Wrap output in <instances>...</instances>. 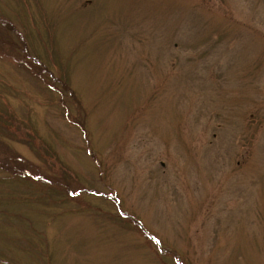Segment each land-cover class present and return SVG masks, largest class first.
Listing matches in <instances>:
<instances>
[{"label": "rangeland", "instance_id": "374dc122", "mask_svg": "<svg viewBox=\"0 0 264 264\" xmlns=\"http://www.w3.org/2000/svg\"><path fill=\"white\" fill-rule=\"evenodd\" d=\"M0 264H264V0H0Z\"/></svg>", "mask_w": 264, "mask_h": 264}]
</instances>
